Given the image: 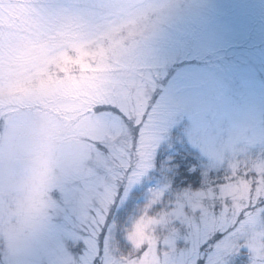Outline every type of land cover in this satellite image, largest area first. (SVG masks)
Instances as JSON below:
<instances>
[{"label":"rangeland","instance_id":"obj_1","mask_svg":"<svg viewBox=\"0 0 264 264\" xmlns=\"http://www.w3.org/2000/svg\"><path fill=\"white\" fill-rule=\"evenodd\" d=\"M108 105L120 113H96ZM174 127L209 167L261 151L264 0H0V264H230L239 249L264 264V189L246 182L220 189L217 213L210 191L189 197L198 216L134 213L127 238L144 251L114 255L108 205Z\"/></svg>","mask_w":264,"mask_h":264},{"label":"trees","instance_id":"obj_2","mask_svg":"<svg viewBox=\"0 0 264 264\" xmlns=\"http://www.w3.org/2000/svg\"><path fill=\"white\" fill-rule=\"evenodd\" d=\"M68 65L71 66L72 64ZM70 70L71 68L69 67ZM171 74H167L161 81L163 83L167 81ZM161 81L160 84L162 85ZM159 93V88L152 90L151 101H154ZM148 104L147 107L149 108L150 102ZM107 108L113 109L109 105L103 109L98 107L96 113ZM113 110L117 111L115 108ZM124 121H126L125 117H122L120 123L122 124ZM182 129V127H174L169 134L168 140H165L157 148L153 166L150 168L148 175L144 177L138 187L131 191L127 200L121 206H116L115 202L108 205L109 211L105 217L108 222L111 220L112 223L110 226L112 227L110 245L116 258L132 259L140 257L144 251V246H136L127 238L128 220L136 212L151 218L158 217V215L170 213L178 204H181L183 205L184 213L198 216L199 212L192 210L190 206L189 197L196 193L210 191L213 195V199L210 200L212 203L211 209L214 213H217L223 204L230 203L227 197L222 198L219 196L220 189L223 186L231 183L246 182L250 185L252 191L258 186L260 189H264V146H262L260 152L249 157V159L243 160L237 156L234 158L229 156L223 158L215 166L209 167L204 153L199 148L194 147L191 142L184 141ZM109 136L108 145H111L118 142L122 133ZM153 180L160 183L162 189L159 194L155 195L154 200H143L148 182ZM119 189L121 192L122 188L119 187ZM260 216L264 222V208L260 210ZM166 233L167 230L163 228L162 237ZM219 236L216 233L208 242L218 239ZM2 237L0 235V255L4 248ZM262 241L264 244V234ZM64 244V247L68 248L71 254L76 256L80 251L82 242L81 240L72 241L64 238ZM183 244H186V241L183 238L178 239L176 248ZM159 247L162 248L163 245L160 243ZM253 261L254 256L251 252L246 249H239L233 255L230 264H253Z\"/></svg>","mask_w":264,"mask_h":264}]
</instances>
